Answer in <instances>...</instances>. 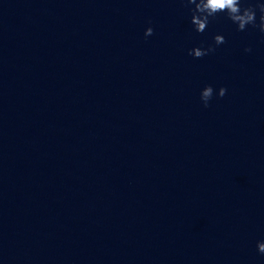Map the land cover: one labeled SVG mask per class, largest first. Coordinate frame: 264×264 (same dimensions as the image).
<instances>
[{
	"label": "clouds",
	"instance_id": "clouds-1",
	"mask_svg": "<svg viewBox=\"0 0 264 264\" xmlns=\"http://www.w3.org/2000/svg\"><path fill=\"white\" fill-rule=\"evenodd\" d=\"M181 3L188 8L191 13L190 23L197 33H204L209 23L223 14L228 20L236 25L237 31H246L249 26L259 31L264 36V3L260 0H181ZM259 16L257 17V14ZM153 28L148 27L144 32L145 38L152 36ZM226 43L223 35L217 34L213 37V44L197 46L189 50V55L194 58H203L216 51V47ZM245 52L252 49L245 48ZM214 88L206 85L200 92V100L205 108L209 107V102L214 96ZM227 93L225 87H220L215 92L219 98H223ZM257 251L264 255V241L257 242Z\"/></svg>",
	"mask_w": 264,
	"mask_h": 264
}]
</instances>
